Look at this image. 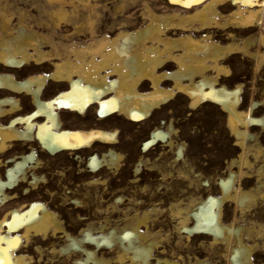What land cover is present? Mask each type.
<instances>
[{
    "label": "bare ground",
    "instance_id": "6f19581e",
    "mask_svg": "<svg viewBox=\"0 0 264 264\" xmlns=\"http://www.w3.org/2000/svg\"><path fill=\"white\" fill-rule=\"evenodd\" d=\"M47 2L49 18L33 25L23 18L13 25L9 16L0 13V264H28L23 252L32 247L41 257L50 250L53 258L65 256L74 264H107L98 255L102 245L117 247L116 263L150 264L158 242L141 231L148 214L134 217L121 230L107 231L104 223L99 227L89 224L76 234L54 210L58 198L76 210L84 205L74 197L71 186L61 183L63 190L56 193V184L54 187L47 180L46 172L56 168V159L51 157L68 153L81 162L80 152L118 143L117 129H77L79 125L65 123L57 109L81 119L95 109L100 119L117 115L142 122L180 96L189 109L214 105L226 115L234 145L242 150L239 165L252 169L248 153L253 149L247 140L255 142L259 133L264 134V114L255 116L264 110V97L244 110V78H237L228 62L241 55L254 64L253 74L264 68V0H167L169 12L165 10L163 15L144 2L143 18H111V23L99 18L98 0ZM77 36L82 38L76 40ZM230 79L236 84L232 86ZM50 85L61 89L51 98L46 93ZM172 131V124L169 131L154 128L144 152L159 142L170 146ZM178 147L181 157L184 144ZM262 152L253 150L255 160ZM121 159L110 147L100 155H90L80 173L117 169ZM142 163H137L136 175ZM236 163L233 160L231 165ZM241 169L239 173L251 178L252 173ZM256 172L258 177L264 176V164ZM235 174L230 171L216 181L220 197L209 195L188 205L184 214L183 207L176 213L180 228L190 235H208L214 243L227 242L234 235L231 264H253V245L243 241L242 227L222 219L225 202L232 200L247 208L256 198L252 190H243L236 183ZM100 183L91 179L86 185ZM40 185L47 192L41 194L39 189L34 194ZM21 188L23 196L18 195ZM191 219L193 226L189 227ZM83 220L74 221V227L83 225ZM58 238L63 240L60 250ZM168 260L162 263L171 264Z\"/></svg>",
    "mask_w": 264,
    "mask_h": 264
},
{
    "label": "rangeland",
    "instance_id": "374dc122",
    "mask_svg": "<svg viewBox=\"0 0 264 264\" xmlns=\"http://www.w3.org/2000/svg\"><path fill=\"white\" fill-rule=\"evenodd\" d=\"M166 1L98 0L101 3H99L101 12L99 18H107L108 23H111V18H143L144 2H147L151 8H155L156 13L167 14L169 11L168 6L165 5L168 4ZM50 10L47 0H0V13L9 16L13 20V25L19 18H23L27 23L33 22L32 25L36 22L41 23V19L49 18ZM105 29L102 25V31ZM116 32L114 31L111 36ZM84 35L86 36L87 32ZM79 38L81 39L82 36H77L76 40ZM224 38L225 36H222V39ZM228 63L233 68L235 76H238L237 78H244L242 80L245 85L243 109L247 110L253 101H260L264 97V68L259 70V73L253 74L254 64L248 62L241 55L232 57ZM233 80H229V83L232 82V86L236 84V81ZM60 90V88L50 85L46 93L51 98L57 95ZM57 111L65 123H77L79 126L83 124L77 129L83 127L84 129L101 128L107 131L116 129L118 131L116 145H97L89 151H82L79 153L83 159L81 162L76 161V157L74 158V155L68 153L63 157L50 158L51 160L56 159L55 173L47 171L46 176L51 185L56 184V188H54L56 193L62 192L61 183L69 185L75 191L74 197H77L76 199H79L84 205L83 209L76 210L74 205L65 206L59 198L53 204L54 210L57 209L58 214L60 213L59 216L64 225L70 229L74 228L72 230L74 233L78 234L81 228L89 224L99 227L102 223L106 226L105 230L107 231L110 228L121 230L129 224L131 219L138 215L141 217L146 213L149 218L141 226V231L148 232L158 242L154 249L155 259L150 261V264H163L162 261L168 259L171 264L174 262L175 264H197L198 261H204L206 264H231L230 254L236 245L234 235H231L227 242L219 240L215 243L213 237L208 235H190L180 228V217L176 213L177 208L182 209L181 207H183L182 213L184 214L189 206L206 199L209 195L220 197L216 181L222 176H228L231 171L236 173V183L242 184L243 190H252L251 192L255 193L256 198L248 205L249 208H240L232 200L225 202L222 219L224 223L235 228L242 227L243 241L247 245H253L252 263L264 264V183H262L264 176L260 178L256 172L258 166L264 164L263 133L252 130V133H259L258 142L247 140V146H251L253 150L259 148L263 152L259 155L260 159L258 160H255L253 150L248 153L253 168L241 165L242 172L252 173L250 174L251 178H245L239 173L241 166L237 161L242 150L234 145L235 138L231 136L226 127V115L214 105L208 104L189 109L187 100L180 96L170 105L156 111L153 116L142 122H131L117 115L100 119L95 109L88 110L82 119L74 117L66 109H57ZM263 114L264 110L262 109L257 111L255 116L259 117ZM170 124L173 128L169 136L172 144L163 146V143L159 142L144 152V144L150 140L152 130L160 128L169 131ZM182 144H184V150L181 157H178V146ZM110 147L122 155L117 169L104 168L96 174L87 171L80 173V168H85L90 155L94 153L100 155ZM233 160L237 162L235 165H231ZM139 161L143 163L140 174L136 175L134 169ZM91 179H98L102 184L86 185ZM259 180H262V185ZM45 188V185H40L33 193H46L47 188ZM24 193L21 188L18 195L23 196ZM2 214L3 211L0 209V217ZM83 215L84 217H82ZM83 218H85L82 221L84 226L74 227L75 222H79ZM192 220L188 223L189 227L193 226ZM56 243L57 250H60L63 240L58 238ZM100 248H103L100 249L101 253L98 252L101 259H105L107 264H119L115 261L117 247L110 248L102 245ZM33 250L32 247L29 251L27 250L28 252L25 253V250L23 252V255H26L25 257L28 259V264H56V262L57 264L63 262H65L64 264H74V260H67L65 256H59L60 260L59 257L53 258L50 250L46 252L47 254H42V257ZM156 258L161 262L158 263Z\"/></svg>",
    "mask_w": 264,
    "mask_h": 264
}]
</instances>
